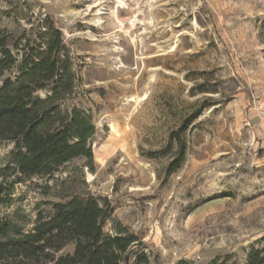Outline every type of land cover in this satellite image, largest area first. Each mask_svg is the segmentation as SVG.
I'll return each instance as SVG.
<instances>
[{
    "label": "rangeland",
    "instance_id": "rangeland-1",
    "mask_svg": "<svg viewBox=\"0 0 264 264\" xmlns=\"http://www.w3.org/2000/svg\"><path fill=\"white\" fill-rule=\"evenodd\" d=\"M23 1V16L48 13L61 29L78 76L72 102L95 125L92 169L76 159L55 178L82 176L81 192L111 209L104 231L137 236L129 264L226 252L242 263L264 235V0H0V12ZM195 112L168 174L170 133ZM11 147L1 143L0 157ZM41 182L17 183L0 214L33 220L49 199Z\"/></svg>",
    "mask_w": 264,
    "mask_h": 264
},
{
    "label": "trees",
    "instance_id": "trees-1",
    "mask_svg": "<svg viewBox=\"0 0 264 264\" xmlns=\"http://www.w3.org/2000/svg\"><path fill=\"white\" fill-rule=\"evenodd\" d=\"M26 3L13 6L12 13L0 12L2 18L24 19L28 25L18 30L0 25V144L12 145L0 157V208L11 205L17 183L33 178L42 180L35 187L49 199L41 202L33 220L18 212L0 214V264H129L127 253L137 236L120 224L114 235L104 231L111 209L105 199L81 192L82 176L55 178L76 159L92 169L95 125L72 102L78 76L61 29L48 13L23 16ZM198 115L170 133L177 155L166 167L168 174L180 167L183 134ZM134 264L150 263L139 254ZM207 264H264V235L245 248L242 263L226 252Z\"/></svg>",
    "mask_w": 264,
    "mask_h": 264
},
{
    "label": "bare ground",
    "instance_id": "bare-ground-1",
    "mask_svg": "<svg viewBox=\"0 0 264 264\" xmlns=\"http://www.w3.org/2000/svg\"><path fill=\"white\" fill-rule=\"evenodd\" d=\"M118 19L121 21V19L118 17Z\"/></svg>",
    "mask_w": 264,
    "mask_h": 264
}]
</instances>
